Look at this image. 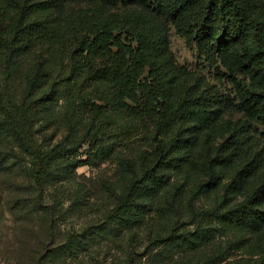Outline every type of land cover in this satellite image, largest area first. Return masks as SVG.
Listing matches in <instances>:
<instances>
[{
  "label": "trees",
  "instance_id": "trees-1",
  "mask_svg": "<svg viewBox=\"0 0 264 264\" xmlns=\"http://www.w3.org/2000/svg\"><path fill=\"white\" fill-rule=\"evenodd\" d=\"M171 29L195 50L197 65L231 86V94L177 61ZM32 43L53 50L61 67L54 79L73 64L63 79L74 111L69 132L45 151L35 140L33 120L51 97H34L43 77L32 71L18 98L11 87L13 63ZM231 113L246 121L233 120ZM114 128L123 138L149 142L155 163L141 168L124 189L113 220L127 222L138 189L153 196L162 165L189 178L196 159L209 184L227 181L225 192L232 190L239 200L222 210L189 211L190 218L247 235L246 264H264V146L257 138L264 137V0H0L1 215L34 222L44 179L62 162L81 157L84 145L91 150L87 161L104 154ZM171 160L178 162L175 168ZM22 187L32 190L34 200L21 196ZM47 213L54 220L55 213ZM200 237L183 241L193 250ZM72 253L48 247L36 264H63Z\"/></svg>",
  "mask_w": 264,
  "mask_h": 264
},
{
  "label": "rangeland",
  "instance_id": "rangeland-1",
  "mask_svg": "<svg viewBox=\"0 0 264 264\" xmlns=\"http://www.w3.org/2000/svg\"><path fill=\"white\" fill-rule=\"evenodd\" d=\"M170 37L171 49L181 65L200 72L220 93L231 94V86L220 82L214 71L197 65L195 50L189 48L174 29L170 30ZM45 48L32 43L27 51L18 53L11 85L17 97L25 89L26 78L32 71L39 70L43 77L34 97L49 94L51 97L39 107L33 120L35 140L44 151L65 140L74 114L66 101L68 87L63 81L73 64L69 65L65 49H60L62 64L69 66L55 80L53 72L56 69L59 72L61 67L57 68L58 61L51 56L53 50ZM54 82L56 86L52 88ZM229 116L246 121L239 113ZM121 135L119 129L114 128L106 136L105 153L91 161H87L91 152L89 144L84 145L81 157L62 162L52 177L44 179L42 194L38 196L40 201L35 205L39 214L34 222L26 221L27 218L18 222L8 213L2 216L0 212V264H9L2 258L9 259L10 264H36L43 259V250L48 247L73 250L63 264H126L130 252L131 264H246L247 235L223 225L206 227L198 219L190 218L189 211L203 213L217 206L222 210L230 200H239L232 190L225 192L227 181L209 184L196 159L189 178H178L177 170L166 171L167 166L162 165L159 168L161 185L157 184L158 180L154 182L160 188L157 190L150 184L156 188L153 196L150 195L153 191L138 189L125 214L127 222L111 218L124 189L140 174L141 168L155 163L149 142ZM257 138L264 146V137ZM174 153L175 158H180V152ZM77 160L83 163H75ZM171 163V168H175L178 162L171 160ZM31 193L32 190L22 187L21 196L29 197L30 202L34 200ZM2 204L0 202V206ZM50 211L55 213L54 220L47 213ZM193 236L201 237L192 250L183 238L189 240Z\"/></svg>",
  "mask_w": 264,
  "mask_h": 264
}]
</instances>
